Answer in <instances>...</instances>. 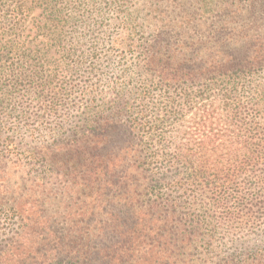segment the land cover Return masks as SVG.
<instances>
[{"label": "trees", "instance_id": "16d2710c", "mask_svg": "<svg viewBox=\"0 0 264 264\" xmlns=\"http://www.w3.org/2000/svg\"><path fill=\"white\" fill-rule=\"evenodd\" d=\"M246 2L239 14L228 7L212 15L223 58H155V45L129 38L143 58L116 60L122 72L110 122L84 118L67 127L70 111L95 91L94 52L55 42L61 55L42 58L50 40L35 50L3 47L0 178L10 168L11 179L24 175L16 190L0 187V264H189L188 251L197 248L211 264H264L263 38L237 36L241 26L264 22V0ZM184 31L175 21L162 24L153 42L168 44ZM99 152L105 167L95 164ZM110 162L105 214H89L90 206L80 214H23L28 204L41 211L53 183L94 194ZM232 214L245 229L220 238L235 248L221 255L204 228L228 226Z\"/></svg>", "mask_w": 264, "mask_h": 264}, {"label": "rangeland", "instance_id": "374dc122", "mask_svg": "<svg viewBox=\"0 0 264 264\" xmlns=\"http://www.w3.org/2000/svg\"><path fill=\"white\" fill-rule=\"evenodd\" d=\"M183 1L187 3L179 5L180 0H51L49 3L48 0H24L23 4H19L18 0H8L9 7L6 10L0 0V55L3 54V47L11 43L15 45L14 49L25 46L35 50L42 48L47 40H50L52 46L48 55L43 54L42 58H58L61 55L56 52V46L53 45L55 42L64 45L66 49L78 45L85 52H94L91 61L95 67V76L92 79L95 91L88 100L79 102L77 109L70 111L71 120L67 127L81 124L84 118L93 122H110L111 104L114 99L112 86L118 80L117 74L122 72L121 62L116 60L143 58V55L139 54L140 48L128 47L132 44L129 38L134 37L135 44L155 45V58H223L226 54V49L215 41L220 26H211L210 22L215 20L212 15L228 7V12L238 10L239 14L242 7L245 8L246 0ZM4 15L9 18H4ZM136 16L139 17L137 21ZM179 20L183 23H179ZM140 21L143 31L138 32L136 24ZM172 21L184 27L185 31L171 37L168 44L153 42L154 31L160 29L162 24ZM260 22L258 28L252 27V24L241 26V32H237L238 39L263 38L264 48V22ZM12 55H15V52H12ZM7 56L2 55L4 58ZM261 79L259 77L257 80ZM63 117L61 113L55 119L60 121ZM40 133L39 140L48 138L44 134L46 130L42 129ZM109 136L111 142V132ZM94 158L95 164L105 167L103 153H96ZM108 165V169L105 168L97 174V188L94 194L85 196L80 192L72 195L65 188L62 192L61 187L53 183L44 201H37L41 204V211L39 207L32 208L28 204L23 214H80L82 209L89 206V214H105L104 208L111 201V174L106 176L111 173V162ZM22 175L24 174L19 172L11 179L10 168L0 178V187L9 182V191L16 190L18 176ZM24 186L30 185L24 182ZM30 187L33 190L32 186ZM3 215L0 214L1 217ZM236 216L232 214L228 226L225 225L226 222L221 221L215 226L208 225L204 228V231L211 230L215 233V245L217 244V252L221 255L235 248L229 243L223 245L225 241L219 243L220 238L224 234L240 233L245 229L244 223ZM200 250L201 248H197L188 251V254H191L188 256L189 264H211L206 262L207 257H204ZM236 250L239 251L240 247H236Z\"/></svg>", "mask_w": 264, "mask_h": 264}]
</instances>
